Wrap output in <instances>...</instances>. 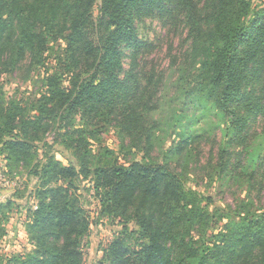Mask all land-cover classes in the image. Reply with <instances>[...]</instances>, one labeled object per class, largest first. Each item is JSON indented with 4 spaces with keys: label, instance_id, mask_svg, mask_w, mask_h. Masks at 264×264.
I'll return each instance as SVG.
<instances>
[{
    "label": "trees",
    "instance_id": "obj_1",
    "mask_svg": "<svg viewBox=\"0 0 264 264\" xmlns=\"http://www.w3.org/2000/svg\"><path fill=\"white\" fill-rule=\"evenodd\" d=\"M176 12L195 30L204 29L207 39L198 92L231 115L236 133L242 135L250 121L258 116L264 120V3L0 0V153L10 172L23 168L37 180L35 203L25 209L32 249L6 260L0 255V264H83L85 238L94 222L81 199L85 181L89 187L83 189L100 204L97 221L101 216L121 219V230L102 249L101 264H264L263 208L251 216L240 213L223 231L208 235L221 215L211 209L209 197L186 189L170 164L122 162L119 156L95 162L85 131L69 128L79 112L89 118L116 112L114 118L120 119L125 132L139 130L145 116L135 105L143 90L137 60L147 44L139 38L136 19ZM57 35L66 43L71 71L90 62L86 76H70L68 85L62 75L49 76L44 94L30 109L14 99L5 103L2 73L17 70L27 54L32 62L43 64L48 39ZM127 55L128 69L123 61ZM57 121L67 129L61 141L81 159L79 167L64 164L52 144L44 142ZM194 137L180 138L171 153L181 154ZM145 140L152 145V135ZM15 206L19 207L12 198L0 202V239Z\"/></svg>",
    "mask_w": 264,
    "mask_h": 264
},
{
    "label": "rangeland",
    "instance_id": "obj_2",
    "mask_svg": "<svg viewBox=\"0 0 264 264\" xmlns=\"http://www.w3.org/2000/svg\"><path fill=\"white\" fill-rule=\"evenodd\" d=\"M253 1L257 5L264 3ZM136 26L139 38L147 44L137 60L143 90L135 105L145 116L143 124L130 134L123 130L120 119L114 118L116 112L90 118L79 112L74 114L70 130L85 131L95 162L119 156L122 162L146 159L170 164L183 178L186 189L209 197L211 209L221 215L208 228V235L223 231L225 224L236 220L240 213L249 212L251 216L264 209V120L258 116L239 135L234 118L198 92L199 74L204 69L205 48H202L207 42L204 29L195 30L191 21L177 12L168 17L156 13L142 15L136 19ZM48 40L49 49L41 54L43 64L33 63L27 54L17 70L2 73L5 103L14 99L30 109L44 94L49 76L62 75L65 85L69 84L70 76L77 73L86 76L84 72L90 62L71 71V57L65 56L64 40L59 35ZM123 61L128 69L129 55ZM60 125L62 121H57L49 129L43 136L44 142L52 144L57 159L79 167L81 159L61 141L60 134L67 129H61ZM188 134L195 136L190 145L181 154L171 153L170 148ZM147 135H152V145L145 140ZM10 171L5 155L0 153V202L12 198L19 205L14 207L6 222V233L0 239V255L5 260L32 249L25 227V209L35 203L33 188L37 182L23 168ZM83 186L89 187V182L81 185L84 194L81 199L94 219L85 238L83 264H101L102 249L121 230V219L101 216L97 221L99 201ZM207 202L204 200L203 205Z\"/></svg>",
    "mask_w": 264,
    "mask_h": 264
}]
</instances>
